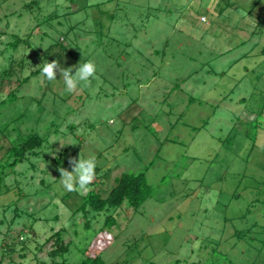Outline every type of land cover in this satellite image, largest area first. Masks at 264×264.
Segmentation results:
<instances>
[{"label": "rangeland", "instance_id": "rangeland-1", "mask_svg": "<svg viewBox=\"0 0 264 264\" xmlns=\"http://www.w3.org/2000/svg\"><path fill=\"white\" fill-rule=\"evenodd\" d=\"M20 59L15 80L59 68L50 87L41 75L0 105V124L49 138L48 163L20 165L0 190V264L49 263L42 245L61 228L75 264H264V0H0V104ZM88 61L94 76L68 92L60 69ZM9 146L0 138V160ZM65 150L94 157V186L61 184L47 164ZM145 170L142 207L84 230L74 212L88 191Z\"/></svg>", "mask_w": 264, "mask_h": 264}, {"label": "trees", "instance_id": "trees-1", "mask_svg": "<svg viewBox=\"0 0 264 264\" xmlns=\"http://www.w3.org/2000/svg\"><path fill=\"white\" fill-rule=\"evenodd\" d=\"M39 1H31L25 5L27 9L33 8L32 6L38 5ZM33 12V11H32ZM53 15L50 17L52 18ZM48 21V20H47ZM38 22L36 28L44 27V25L50 24L51 21ZM48 29V28H45ZM35 30V29H34ZM33 30V31H34ZM49 31V30H48ZM48 31L42 33V36H48ZM32 35V34H31ZM44 38H42V41ZM22 39H17L11 41L8 45L14 47L17 43L21 42ZM61 41H57L55 44L49 46V50L56 46H62ZM65 50V49H64ZM63 50V51H64ZM74 52L68 51L66 55L59 53V59L64 57H71ZM25 59L13 60L10 69L5 71V80L2 84H6V79L8 80L7 88H9V93L1 101V106L12 105L17 102L20 98V92L23 87L29 85L32 79L41 76V69L31 71L29 75L25 77H20L15 80L14 76L16 73V68L19 71H23L25 68ZM15 84L12 87V84ZM51 81L48 86L50 87ZM47 86V88H48ZM46 88V89H47ZM15 134V136H13ZM13 136V137H12ZM0 138H8L10 140V146L7 148L4 157L0 160V190H6L8 194L11 191V187L6 183L8 182L10 176L15 175L16 177H21V172L17 171V168L28 163L29 169L35 170L38 160H42L45 163L48 161V152L45 150L49 146V138L45 135L39 134L38 131H32L24 135L17 125L13 126L10 124H0ZM71 156L68 151L65 150L60 155L53 158L50 161V165L55 168L58 176L60 177L59 169H67L70 165ZM41 162V161H40ZM39 162V163H40ZM48 163V162H47ZM47 171H43L45 174ZM35 179V176H33ZM18 183V179H15ZM116 184L112 186L109 190H95L91 189L83 196V202L81 206L74 212L75 214H82L84 218V230H90L92 227V220H95L103 216L102 229H112L118 225V218L121 213L126 210L133 209L138 210L142 207L145 202L151 197L154 192L152 185L148 183L147 180V170L140 173H128L124 172L122 175L115 179ZM42 184L46 185V180H42ZM93 185L94 184H90ZM105 192V194H104ZM59 216L56 217L59 220ZM68 233L66 228H61L54 232L42 245V248L47 246L52 242V249L49 252L50 262L47 264H75L70 261L69 257H66L71 253V246L73 241L67 242L65 237ZM41 249V248H40ZM181 261L177 260L176 264H180ZM76 264H106L101 255H87L79 263ZM201 264V262L193 263Z\"/></svg>", "mask_w": 264, "mask_h": 264}, {"label": "clouds", "instance_id": "clouds-1", "mask_svg": "<svg viewBox=\"0 0 264 264\" xmlns=\"http://www.w3.org/2000/svg\"><path fill=\"white\" fill-rule=\"evenodd\" d=\"M39 68L41 69V75L46 77L47 80H57L56 70L59 68L58 61L44 62L39 66ZM95 72L96 65L93 61L83 63L81 66L76 68L74 74L72 68L60 69V75L68 92L75 91L80 82L88 81L90 77L94 76ZM70 164L72 165L71 171L64 168L59 169V180L68 191L74 190V186L77 184L79 188L85 189L93 182L96 168L94 157H90L88 159L79 158L78 160L72 159Z\"/></svg>", "mask_w": 264, "mask_h": 264}, {"label": "built area", "instance_id": "built-area-1", "mask_svg": "<svg viewBox=\"0 0 264 264\" xmlns=\"http://www.w3.org/2000/svg\"><path fill=\"white\" fill-rule=\"evenodd\" d=\"M205 20V18H203Z\"/></svg>", "mask_w": 264, "mask_h": 264}]
</instances>
